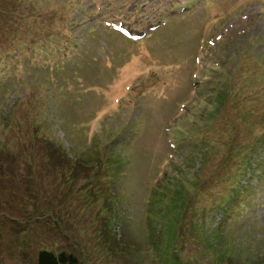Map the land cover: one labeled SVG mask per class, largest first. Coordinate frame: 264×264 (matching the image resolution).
<instances>
[{
	"label": "rangeland",
	"instance_id": "rangeland-1",
	"mask_svg": "<svg viewBox=\"0 0 264 264\" xmlns=\"http://www.w3.org/2000/svg\"><path fill=\"white\" fill-rule=\"evenodd\" d=\"M0 165V264H264V0H0Z\"/></svg>",
	"mask_w": 264,
	"mask_h": 264
},
{
	"label": "trees",
	"instance_id": "trees-1",
	"mask_svg": "<svg viewBox=\"0 0 264 264\" xmlns=\"http://www.w3.org/2000/svg\"><path fill=\"white\" fill-rule=\"evenodd\" d=\"M104 142H105V137H104ZM97 157L99 158V156H97ZM6 161L8 162V159ZM6 161H4V162L7 163ZM67 161H68V163H72V164L82 163L81 160H79V159H76L73 161L70 159H67ZM83 162H85V161H83ZM106 162L108 164L109 171L110 170L114 171L115 169L117 170V168L120 165L119 161L115 158H107ZM126 164H128V163H126ZM76 168L77 167H75V169ZM85 172H86V170H85ZM74 174H76V173H74ZM124 176H125V173H124L123 177ZM72 177L74 179L75 175H72ZM86 177L84 176V178H86ZM13 221H18V219L15 218ZM21 222H19V223H21ZM25 223L29 224L28 221ZM36 264H83V263L81 262L80 258L77 255L73 254L72 252H68L65 250H62L60 252L51 251V250H41V251H39V253L37 255Z\"/></svg>",
	"mask_w": 264,
	"mask_h": 264
}]
</instances>
